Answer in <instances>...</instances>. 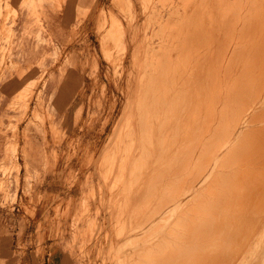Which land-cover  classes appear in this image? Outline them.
I'll return each mask as SVG.
<instances>
[{
	"label": "rangeland",
	"instance_id": "obj_1",
	"mask_svg": "<svg viewBox=\"0 0 264 264\" xmlns=\"http://www.w3.org/2000/svg\"><path fill=\"white\" fill-rule=\"evenodd\" d=\"M9 1L0 0V80L6 73L12 71L18 72L20 75L23 73V69L21 70L17 66L18 64H10L8 61L12 57L14 38H16L18 47L19 44L24 46L25 40H28L30 47L43 48L48 51L42 53L41 60H38L42 67V75L16 93L11 101L9 100V104L0 106V213L11 212L18 215L13 218L17 221L19 219L20 224L26 222L30 225L31 232L27 238L31 239L29 241L35 247L34 254L36 256L44 258L48 252L43 247L44 243L49 239H56V241H64L63 252L68 254L72 264H157L156 261L152 263L144 259L149 255V251L144 250V238L151 235L156 222L155 218L159 222L161 216L164 217L168 209L171 208L172 182L176 179L173 175H167L168 172L172 174L174 170L171 164L175 158V151H169L168 148L171 138L173 139L176 132V130L170 129L172 123L169 117L172 103L169 100L168 103L161 101L158 104L159 111L154 113L152 118L159 131L150 144H148L147 131H145L144 142L146 140V147L149 148V153L145 157L146 164L142 161L143 158H140L141 152L138 157H132L133 152L135 154L139 152V147H135L138 143L136 139L140 138V149H144L145 144L143 132L137 138H134L129 132L130 126L139 116L132 115L133 103L127 106L126 104L130 93L138 83L135 77H139L143 59L141 54L145 52H143L144 47H139L141 44L145 45L153 40L158 31L163 39L166 40L170 37L163 44H171L175 41L172 55L177 57L187 40L189 44H197L195 37L186 36L184 29L181 28L183 25H180L179 21L175 19L176 16H172V14L169 19L161 16L151 17L149 11L154 5L152 0H142V2L135 0V5L139 6L138 10L141 9L140 11L135 9L136 7L131 5L132 3L128 0L123 2H125V6L126 4L128 7L131 5L132 8L125 7L122 0H117L121 3L114 0H97L95 8L78 10L79 21L72 26L67 34L61 31V35L57 34L53 37L48 29L53 24L46 19L48 6L61 10L64 0H25L24 7L28 12L27 16L30 22L23 26L20 39L14 20L16 17L19 18L18 11L11 6ZM159 2L161 7H164L165 3L168 6L171 3L170 0H159ZM175 2L176 0L172 1L174 5ZM194 2V0H182V3L188 8L193 3L192 9L189 10L197 12L205 4V1L201 0ZM85 4H88V1ZM146 5H150V8ZM114 6L115 8L118 6V9H115ZM109 9L111 11L113 9L114 16L111 14L113 11L111 12ZM122 10H126L128 13L126 11L123 13ZM175 11L176 8L172 13ZM126 14L131 16H125ZM99 16L101 17L99 18ZM153 23L156 24L154 29ZM108 24L109 26H107ZM118 26H121L122 30L124 29L126 35ZM178 29L179 35L175 33ZM119 31L122 35L119 34ZM191 32L193 33V31ZM122 36L126 37L125 40L122 38L124 45L121 41ZM128 37L129 39H127ZM129 40L132 42L129 43ZM103 41L107 44H104ZM127 44L131 45L129 51L127 50L128 56L125 52ZM23 46H20L21 50H23ZM194 50L192 49V52ZM196 54L191 53L187 57L188 67H183V76L180 72L179 80L182 81L179 84L196 85V70L193 69L195 68ZM136 56L137 59L134 60ZM138 58L139 62H137ZM70 66L78 69L71 68L70 72H67ZM202 68L204 69V67ZM49 69L51 70L49 71ZM193 72H195L194 75ZM202 72L204 73L205 70L201 69V75H203ZM68 73L73 76V79H65ZM203 76L201 82L204 80ZM63 80L65 81L64 90L61 88L59 92L65 101L64 118L62 114L58 116L55 114L51 103L56 99V89L51 90L47 86L50 82L56 84L62 83ZM74 83L75 87L70 88ZM142 84H144L143 81ZM139 87L138 90L141 89L139 91L144 88ZM167 97L169 96L167 95ZM178 98L177 105L181 109L180 115L184 113L187 108L185 105L189 103L188 98L181 96V93ZM166 109L167 111L164 112ZM116 126L118 127L117 136L113 141L111 135ZM164 126L167 129L161 130ZM165 132L168 134L166 138L164 137ZM36 134L41 136L44 146L43 161L41 164L38 163L37 167L33 166L29 159L30 156L32 158L30 153L32 136ZM156 140L157 142H155ZM164 153L166 154L164 155ZM139 166H142L143 169H139ZM144 169L152 175L149 179L151 183L147 187L145 186L146 188L140 185ZM139 177L141 180L138 179ZM136 180H139L138 183ZM134 191H137V194ZM137 195L140 196V199H137ZM164 196L169 198V208L165 206L166 203H162ZM123 197L125 198L123 199ZM135 198L139 201L137 202ZM130 206L131 208H129ZM145 209L146 211H144ZM55 210L57 211L55 212ZM127 210L129 214H126ZM22 219L23 222H21ZM147 221L150 223L146 224ZM123 224H125L124 227ZM96 236H98L97 239H95ZM131 240H133V244ZM23 247L18 250L21 257L20 264H28L26 258L24 259L27 254L26 245ZM153 250L155 254L158 253L156 247Z\"/></svg>",
	"mask_w": 264,
	"mask_h": 264
},
{
	"label": "bare ground",
	"instance_id": "obj_2",
	"mask_svg": "<svg viewBox=\"0 0 264 264\" xmlns=\"http://www.w3.org/2000/svg\"><path fill=\"white\" fill-rule=\"evenodd\" d=\"M123 1L121 2L125 6ZM128 1L136 7L135 9H139V6L135 5V0ZM170 1L169 6L165 3L164 7H161L159 0H152L154 5L150 11L146 10L149 11L151 17L161 16L169 19L171 14L176 16L175 19L179 21L180 25H183L181 28L184 29L185 35L194 36L197 44H189L187 40L177 57L172 55L175 41L171 44H163L170 37L165 40L158 31L153 40L145 45L141 44L139 47H144L143 52H145L141 54L143 59L139 77H135L138 83L130 93L126 104L127 106L133 103L132 115L139 116L129 128V132L134 138L139 137L143 132L144 142L145 131H147L148 144L153 142V138L159 130L155 125L156 122H153L152 116L159 111L158 104L161 101L168 103L170 100L172 103L169 117L172 123L170 129L176 130L168 146L169 151H175V158L171 164L174 170L172 174L171 172L167 173L168 176L176 177L172 182L171 208L168 205V196H164L162 203H166L165 206L169 209L167 208V214L164 217L161 216L159 222L155 218L156 222L151 235L144 238V250L149 251V255L144 259L152 263L156 261L157 264H264V0H201L205 1V4L198 12L189 10L193 3L188 8L182 3V0H176L175 5L172 3L173 0ZM194 1L196 3V0ZM131 5H129L130 8H132ZM146 6L150 8V5ZM125 7L128 5L126 4ZM116 8L118 9V6ZM174 8L176 11L172 13ZM126 13L128 12L126 11ZM111 14L114 16V11ZM98 15L100 14L98 13ZM193 17L194 19H192ZM153 24L154 29L156 24ZM118 27L123 33L125 32L121 26ZM108 30L110 29L108 28ZM130 30L128 31L130 32ZM175 33L179 35V29ZM119 34H121L120 31ZM169 34L171 35V33ZM122 38L123 36L121 37L123 43ZM125 38L123 39L125 40ZM104 44L107 43L104 42ZM120 46H122L121 43ZM129 46L131 47L130 44H127L125 50L127 56ZM191 53H197L195 68H193L196 70L195 79L197 82L196 85L185 86L179 84L182 81L179 80L180 72L183 76V67H188L187 57ZM136 59L137 56L134 60ZM137 62H139V58ZM201 69L205 70L204 73L202 72L204 76L201 75ZM202 76L203 82H201ZM183 82L185 83V81ZM139 86L144 87L142 91L138 90ZM185 88L190 89L186 90ZM138 91L141 93L139 94ZM180 93L181 96L188 98L189 104L185 105L187 108L184 113L179 115L181 109L177 104ZM159 99L161 100L159 101ZM166 111L167 109L164 110V112ZM140 121L144 123L142 124ZM165 129L167 128L164 126L161 130ZM117 130L116 126L111 135L113 141L116 140ZM164 137H168L167 132ZM139 139H136L138 143L135 145V147H139V152L136 154L133 152L132 157H138L141 152L140 158H143L142 161L145 163L149 148L146 147L145 140L144 149H140ZM136 160L138 161V159ZM92 161L90 160V162ZM141 167L139 166V169H143ZM146 169L142 170L141 178L143 180L140 183L144 187L151 183L149 179L152 176ZM125 181L127 180L125 179ZM109 191H111L110 188ZM136 192L135 194H137ZM139 197L137 199H140ZM160 205L162 206V204ZM138 209L140 208L138 207ZM115 210L117 209L115 208ZM148 223L150 222L147 221L146 224ZM135 225L134 227H136ZM126 231H128L127 228ZM129 232L131 233V231ZM135 232L132 233L137 234ZM97 238L98 236L95 237V239ZM131 242L133 244V240ZM154 247L158 250L156 254L153 250Z\"/></svg>",
	"mask_w": 264,
	"mask_h": 264
},
{
	"label": "crops",
	"instance_id": "obj_3",
	"mask_svg": "<svg viewBox=\"0 0 264 264\" xmlns=\"http://www.w3.org/2000/svg\"><path fill=\"white\" fill-rule=\"evenodd\" d=\"M25 0H10L11 6H13L17 11L19 18H15L16 21V30L18 37L21 39L22 28L23 26L29 24L30 20L27 16L28 12L24 7ZM88 1V4L85 2ZM95 3V4H94ZM97 0H64L62 2L61 10H56L48 6V11L46 13V19L49 20L53 25L49 26L53 37L57 34L61 35V31H64L67 34L73 25L78 23V10L86 9L90 10L96 7ZM47 21V24L49 23ZM58 26V27H56ZM60 31V33H59ZM14 42V49L12 50V57L8 59L10 64H18L17 66L20 69H23L22 75L18 72L12 71L11 73H6L0 80V106L4 104H9L8 102L18 93L20 90L25 88L28 84L35 81L38 77L42 75V67L39 65L40 58L42 53L44 54L48 50L41 48H33L29 46V41L25 40L23 50L21 47L16 45V38ZM73 50V49H72ZM1 57V54H0ZM40 59V60H39ZM39 60V61H38ZM78 69L77 67L70 66L67 72H70V69ZM51 69H49L50 71ZM54 71V69L52 68ZM55 72V71H54ZM65 79L71 80L73 76L69 73L66 75ZM64 80L62 83H48V88L56 89L55 100L51 101L55 114L58 116L62 114L63 118L65 115V109L63 106L65 101L61 97L59 90L64 86ZM75 83L70 86V88L75 87ZM64 90V88L62 89ZM54 94V92H53ZM10 100V101H9ZM1 112V111H0ZM32 145L30 149V163L33 166L37 167V164H41L43 161V152L44 146L43 141L41 140L40 135L32 136ZM40 167V166H38ZM18 215L7 212V214L0 213V264H20V254L18 250L24 248L23 245H26L27 254L24 256L28 264H72L71 258L68 254L63 252L64 241H56L49 239L44 243L43 247L48 251L46 256L43 258L41 256H36L34 254L35 247L29 241L31 240L28 235L31 232L30 225L28 223H19L20 220L14 219L13 217ZM26 221V220H25ZM23 222V219L22 221ZM57 250V251H55ZM46 259V260H44Z\"/></svg>",
	"mask_w": 264,
	"mask_h": 264
}]
</instances>
